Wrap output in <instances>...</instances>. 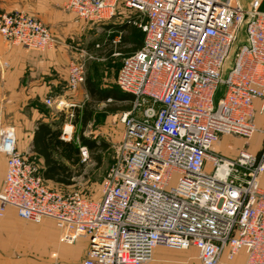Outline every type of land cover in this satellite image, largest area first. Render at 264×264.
<instances>
[{"label":"built area","instance_id":"obj_1","mask_svg":"<svg viewBox=\"0 0 264 264\" xmlns=\"http://www.w3.org/2000/svg\"><path fill=\"white\" fill-rule=\"evenodd\" d=\"M262 3L255 0L248 13L247 44L237 48L221 81L243 19L238 0H64L78 21L103 27L119 20L142 32L141 47L123 57L115 78L131 108L121 117L123 131L95 199L44 183L38 165L17 150L15 128L2 126L0 217L11 208L33 224L51 221L63 244L87 240L82 264H147L156 247H193L202 264L232 262L239 252L244 264H264V147L259 154L241 149L233 159L214 150L222 136L250 138L257 131L255 102L264 108ZM108 32L120 44L123 32ZM0 36L24 50L59 44L21 11L0 14ZM105 41L74 49L70 93L84 84L85 62ZM60 139L78 145L81 163L90 159L69 122Z\"/></svg>","mask_w":264,"mask_h":264},{"label":"crops","instance_id":"obj_2","mask_svg":"<svg viewBox=\"0 0 264 264\" xmlns=\"http://www.w3.org/2000/svg\"><path fill=\"white\" fill-rule=\"evenodd\" d=\"M15 11L24 12L38 20L59 42L50 51L24 50L7 44L0 36V128L13 126L17 150L22 154L28 150L35 156L32 139L37 122L54 127L56 118L72 116L76 108L79 109L78 103L87 98L84 85L74 93L67 90L68 66L75 55L77 57L74 49L92 50L95 44L76 46L73 47L75 53L69 52V41L76 33L77 21L74 14L65 8L64 0H0V14ZM117 30L123 34L126 32L124 27ZM46 100H50L51 104L47 105ZM60 102L63 104L61 108L56 107ZM260 104L255 102V110L263 113L264 108L260 111ZM23 136H26L24 142L21 140ZM216 152L229 159L237 156L232 158L218 149ZM38 162L42 164L41 159ZM5 170V157L0 155V190ZM43 222L51 224L52 234H44L40 230L41 223L24 221L13 209L8 208L0 217V264H82L88 248L87 240L81 238L73 245L63 244L54 224L48 220ZM33 235L45 239L41 249L39 245L35 249L27 247V239ZM245 260V253L239 252L232 262L222 258L221 264H244ZM147 264L202 263L193 247L184 250L156 247Z\"/></svg>","mask_w":264,"mask_h":264},{"label":"rangeland","instance_id":"obj_3","mask_svg":"<svg viewBox=\"0 0 264 264\" xmlns=\"http://www.w3.org/2000/svg\"><path fill=\"white\" fill-rule=\"evenodd\" d=\"M77 21L76 33L73 35V39L69 41V52L75 53L73 47L94 45L96 43H102L105 41L104 47L95 52V58L93 60L85 62L86 76L84 82V90L87 98L78 103L79 109L90 114L89 121L86 125H83L80 120H76L75 112L72 117L56 118V122L62 124L69 122L73 126V138L81 141L84 138L95 144H102L104 149H97L90 152V159L84 163L79 161V164L74 167H69L71 170L72 184L70 186H61L51 184L50 187L55 189L61 194L67 195L71 193H79L87 199H95L98 197L101 185L105 178V175L112 164L113 153L116 144L120 140V134L123 131V124L121 123V117L124 113L130 110V101L122 100L107 102L109 98L103 101L102 104L92 101L88 96V92L85 89L86 82L89 80L92 85L99 90L116 91L117 86L115 84L116 73L119 70L122 59L125 55L120 50H128V45L118 44L115 46L111 43L114 39L113 34L110 32L103 33L101 26L96 24ZM107 35H109L107 37ZM123 36V35H122ZM122 42V37H121ZM78 48V47H77ZM120 53L119 56H115V53ZM77 53V52H76ZM78 54V53H77ZM75 55V59H76ZM89 104V105H88ZM88 105V106H87ZM255 125L257 131L252 134L250 138H244L237 135L222 136L218 142L214 145V149L220 150L225 155H229L232 158L235 157L240 148L248 149L253 154L259 153L264 147V135L261 131L264 130V111L263 113L256 112ZM21 140H26V136L21 137ZM25 156L30 162L37 164L41 168V164L38 159L25 150ZM99 157V163L96 161V157ZM40 230L44 234H52V227L49 222H43L40 225ZM45 239H41L35 235L27 239V247L29 249H35L36 246H42L45 244Z\"/></svg>","mask_w":264,"mask_h":264},{"label":"trees","instance_id":"obj_4","mask_svg":"<svg viewBox=\"0 0 264 264\" xmlns=\"http://www.w3.org/2000/svg\"><path fill=\"white\" fill-rule=\"evenodd\" d=\"M261 9L264 10V0ZM123 27L126 32L123 34L122 42H120L118 46L121 47L122 45H128V50H120L123 55H128L139 49L142 45L143 34L138 28L132 25H127L122 21L115 20L114 22L103 26L101 30L105 34L107 31H115L117 28ZM85 89L91 100L97 103H100L107 98L114 100V102L122 100L131 101V97L122 93L118 88L116 91L99 90L95 88L89 80L86 82ZM41 110L47 112L46 109ZM75 117L76 120H80L83 125H86L89 121L90 114L87 110H76ZM60 124L61 123H56L55 126L52 127L50 124L37 122L36 130L34 131L32 139L35 157L42 160L41 168L39 167V174L44 183L48 186H50V183L61 186H70L73 182L69 167H74L79 164L78 145L72 141L64 142L60 139ZM79 143L88 147L90 152L105 148L102 144H95L84 138H81ZM96 161L99 163L98 156L96 157Z\"/></svg>","mask_w":264,"mask_h":264},{"label":"water","instance_id":"obj_5","mask_svg":"<svg viewBox=\"0 0 264 264\" xmlns=\"http://www.w3.org/2000/svg\"><path fill=\"white\" fill-rule=\"evenodd\" d=\"M238 3L243 11V19L242 22L237 30L235 41L232 44L230 49L229 55L224 63L222 74H221V81H224L228 72L232 69L233 66V58L237 48L241 45L247 44V37H246V26L249 22V12L252 9L255 0H238ZM223 93V84L221 83L216 91L214 96V102L216 103L217 100L221 97Z\"/></svg>","mask_w":264,"mask_h":264}]
</instances>
